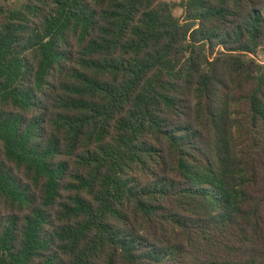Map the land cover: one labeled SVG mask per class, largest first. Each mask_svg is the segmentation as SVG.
Returning <instances> with one entry per match:
<instances>
[{
    "label": "trees",
    "instance_id": "obj_1",
    "mask_svg": "<svg viewBox=\"0 0 264 264\" xmlns=\"http://www.w3.org/2000/svg\"><path fill=\"white\" fill-rule=\"evenodd\" d=\"M260 56L264 0H0V264H264Z\"/></svg>",
    "mask_w": 264,
    "mask_h": 264
},
{
    "label": "rangeland",
    "instance_id": "obj_2",
    "mask_svg": "<svg viewBox=\"0 0 264 264\" xmlns=\"http://www.w3.org/2000/svg\"><path fill=\"white\" fill-rule=\"evenodd\" d=\"M162 1H165V2H175V3H179L181 0H162ZM24 2H26V0H11V5L15 8H18L20 7ZM174 15L176 17H182V11L181 9L177 8L175 11H174ZM258 60L260 62L264 61V56H260L258 58Z\"/></svg>",
    "mask_w": 264,
    "mask_h": 264
}]
</instances>
